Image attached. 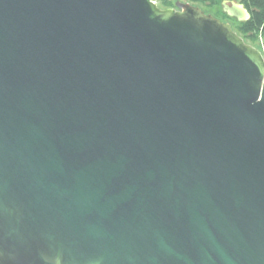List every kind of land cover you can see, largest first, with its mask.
Wrapping results in <instances>:
<instances>
[{
	"label": "water",
	"instance_id": "1",
	"mask_svg": "<svg viewBox=\"0 0 264 264\" xmlns=\"http://www.w3.org/2000/svg\"><path fill=\"white\" fill-rule=\"evenodd\" d=\"M175 3L0 0V264H264V44Z\"/></svg>",
	"mask_w": 264,
	"mask_h": 264
},
{
	"label": "trees",
	"instance_id": "2",
	"mask_svg": "<svg viewBox=\"0 0 264 264\" xmlns=\"http://www.w3.org/2000/svg\"><path fill=\"white\" fill-rule=\"evenodd\" d=\"M201 3L207 7L221 6L223 0H190ZM244 5L249 13V18L243 22H236V33L248 42H255L264 38V0H234ZM162 7H172L169 0H160ZM223 13V12H222ZM223 15L228 18L224 13Z\"/></svg>",
	"mask_w": 264,
	"mask_h": 264
},
{
	"label": "rangeland",
	"instance_id": "3",
	"mask_svg": "<svg viewBox=\"0 0 264 264\" xmlns=\"http://www.w3.org/2000/svg\"><path fill=\"white\" fill-rule=\"evenodd\" d=\"M156 2V4L162 8V9H165V7H162L160 5V0H154ZM171 3H172V7H168V8H174V9H177V4L175 3L176 0H169ZM178 2H180L181 4L183 3H188V4H191L195 7H198L199 9H201L204 13H207V14H210L214 17H217L219 18L220 20L226 22V23H229L232 27V29L236 31V23L234 20L230 19L229 17L226 18L223 13H222V9H221V6L220 5H217V6H214V7H207L201 3H195V2H192L190 0H178ZM245 42L251 44L252 46H254L255 48H257L259 51H262V48H263V44H264V38L262 39H259L258 41H255V42H248L246 41V39H244Z\"/></svg>",
	"mask_w": 264,
	"mask_h": 264
}]
</instances>
